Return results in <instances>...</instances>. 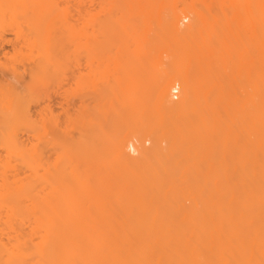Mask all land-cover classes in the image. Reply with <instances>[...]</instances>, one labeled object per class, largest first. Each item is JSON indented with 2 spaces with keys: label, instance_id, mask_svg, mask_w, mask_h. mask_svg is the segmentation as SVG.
<instances>
[{
  "label": "bare ground",
  "instance_id": "1",
  "mask_svg": "<svg viewBox=\"0 0 264 264\" xmlns=\"http://www.w3.org/2000/svg\"><path fill=\"white\" fill-rule=\"evenodd\" d=\"M166 1L0 0V264H264V216L238 259L219 246L223 230L212 236L209 225L230 224L240 213L252 224L264 202V173L254 150L264 149V129H258L264 123V0H218L225 14L239 11L240 29L246 25L240 53L218 31L211 14L216 0L203 1L205 13L169 8L174 5ZM121 3L163 24L169 37L185 39L176 55L181 63L192 55L195 77L167 74L156 88L157 100L175 111L171 127L180 123L178 142L166 148L156 140L146 145L157 120L146 117L142 102L133 106L131 91L122 99L120 79L109 85L112 74L100 62L111 47L113 9ZM164 29L135 53H145V45L161 50ZM51 84L59 88L58 106L42 97L32 111L27 97ZM173 91H180L179 101ZM139 98L147 101L143 88ZM126 111L145 119L119 116ZM116 121L126 131L130 125L129 131L138 126L149 132L136 140L125 136L129 131L116 134ZM218 148L237 152L222 159ZM194 153L208 161L217 157L222 166L232 160L235 168L230 165L229 174L223 166L222 177L205 178L185 161ZM173 154L183 167L170 162Z\"/></svg>",
  "mask_w": 264,
  "mask_h": 264
},
{
  "label": "rangeland",
  "instance_id": "2",
  "mask_svg": "<svg viewBox=\"0 0 264 264\" xmlns=\"http://www.w3.org/2000/svg\"><path fill=\"white\" fill-rule=\"evenodd\" d=\"M167 1H169L170 3H172L174 5V6H172L169 4L170 5L169 8L181 9L183 7H194L201 12H204V13L206 12V7L203 4L204 0H167ZM218 3H219V1L216 0L215 3L211 4V6H212V13L211 14L216 16V18L220 24V30L218 27V31H219V33H221L220 31H222V29H223L224 32L222 31V33H224V34L226 33V34H228V36H230L233 44H235V46L237 48V53L238 52L240 53V51H239L240 50V33L245 32L244 28L246 27V25L244 28L241 26L242 28L240 29V13H239V11L235 12V11H233L234 9H232V10L226 9L225 10L226 14H225L224 12H222L219 9ZM123 4L124 3H121L120 5H118V7H120L119 11L115 10V7L113 9V12H115L116 14H113V17H115V19L112 21V24H111V26H113V33L110 37L111 38V47L109 49H107L106 51L104 50L105 51V52H103L104 53V59H103L104 61H102L100 59L101 60L100 62H102V63L104 62L103 64L107 65V68H109V72H111V74H112V76H109V85L114 86V84H115L114 78L120 79L122 84H121L120 88H118V94L122 97V99H126L128 96V92L131 91V93L134 95V100L132 102L133 106L138 108L137 106H139L140 103L142 102L143 104H145V108L147 109L146 111H148V112H145L146 115L148 113V115L146 117L153 116L151 118L149 117L150 120H152V118L157 120V123L156 122L153 123L155 126L151 127L149 125V128H150L149 130L151 131L150 135H149L150 136L149 139L151 138L152 140H150V141L148 140L146 145L151 144L152 141L156 140L157 143L160 144V142H161L162 147L166 148V147L170 146L172 143L174 144V141H175V143L178 142V134H177L175 127L177 128L178 127L177 124H180V123L175 121L177 126L173 123L174 125H173V127H171V125H170L171 121H173V119L176 115L175 111H173L172 109H169L166 106L162 105L157 100L156 88H157L158 82L161 81L162 78L166 77L167 74L168 75H175V74H177L178 71H180V72L187 74L191 77H195L196 72L189 66V58L192 55L190 54L191 52H189L188 54H185L187 59L185 62L181 63L177 59L176 55H178L179 44L182 41H184L185 39H182V38L176 39L173 37H169L171 34L170 29L165 30L163 27L164 25L160 24V22H158L155 19L145 20V19L141 18V16H139L136 13V11L129 13L128 9H126L127 5L124 4L125 5L124 6ZM161 6H162V4L158 8H161V10H162L163 6L162 7ZM164 7H165V5H164ZM166 7H168L167 3H166ZM167 14H168L167 10L166 11L163 10L162 15L165 17V16H167ZM244 16L242 15V17H244ZM208 18L210 20H212L214 17L208 16ZM216 18H214L213 20H215ZM163 22H165V21H163ZM185 23L188 24V21L187 22L185 21ZM219 24H217V25H219ZM243 24H244V22H243ZM160 28H163L166 32V33H163L164 32V30H163L162 33L164 34V36L159 41V46H161L162 49L161 50H155L150 45H145V47L147 48V51L145 53H135V50L142 43H152L154 40H156L155 32L160 30ZM240 30H242V31H240ZM242 37L245 38L244 36H242ZM197 38H198V40H202V38L199 35L197 36ZM194 40H195L194 37L187 38V41L189 42L188 44L190 46L194 44ZM168 49H174V50L169 51ZM101 54H102V52H101ZM254 56L255 57L258 56V53L256 52ZM116 60L119 61V63L121 64V66L119 68H116ZM98 61L99 60H97L96 63H98ZM80 62H81V64H80L81 66H82V64H83V67H84V65L87 66L86 64H84L87 61L84 60L83 58L80 59ZM83 67H82V70H83ZM84 69H85V67H84ZM84 72H86V71L84 70ZM128 83H132L136 86L138 85V87L136 88V86H134V89H130L127 86ZM244 84H246V77L244 78V81L241 82L242 86ZM101 87H103V85L99 86V88H101ZM107 87L108 86L104 87L103 90L104 91L107 90ZM109 87H108V90H109ZM142 88H143V90H145V94L147 96L146 102L142 101L139 98V93L142 90ZM139 89H140V91L137 94ZM88 93H89V91L87 92V94ZM243 94H244V92L242 91V89H240V101L244 98ZM83 95H86V93L84 92ZM172 96H173L175 101H179L181 99L180 91L179 92L173 91ZM42 97L44 98V100L47 104L51 105L53 108H56L58 106V102L60 101L58 86L55 84H51V86L49 85L48 88H46L43 93H33V94L29 95L27 97V100L33 101L30 105V109L32 111H34L36 109L35 104H37L38 100L41 99ZM87 97L89 98V96H87ZM42 101L43 100H41L40 103H42ZM142 103H141V105H142ZM142 106H144V105H142ZM122 113L123 114L120 113L119 116L121 115L123 117V119L129 117V119H131V121H132L133 117L140 118V119H138L139 121H141V119H143L145 117L144 116L145 114H143L142 116H139L138 114H137L138 116H134L136 114L133 115L132 113H128L127 111L122 112ZM154 116H155V118H154ZM118 117H116V118H118ZM122 117H119V118H122ZM118 119H116V120H118ZM146 119H148V118H146ZM156 120H154V121H156ZM118 121L121 122V120H118ZM128 121H130V120H128ZM128 121H127V124H128ZM131 121H130L131 124L135 123L134 119H133L134 123H132ZM154 121H152V122H154ZM152 122H151V125H153ZM123 123H124V121H123ZM116 124H118V122ZM125 125H126V123H125ZM119 126H120L119 127L120 130L115 129L116 125L113 128V129H115L114 132L115 131L117 132L116 134H121V133H123V131H125V133H124V135H125L129 131L128 127H130V125L129 126L126 125V128L128 129L127 131L124 128V125L122 126V124H121ZM141 128L138 126H137V128H133V129L131 128V130L128 133L129 135L127 134L128 136L127 135H125V136L126 137L132 136L135 138L134 140H136L138 137L140 138L139 134L149 132V130L146 129L147 127H145V129H144V130H146L145 132H143L144 130H143V128L142 129ZM153 128H154V131L152 130ZM169 128H172V130H170ZM138 129H140L141 131L139 130L140 131L139 132ZM159 129H160V131H159ZM258 129H260V130L264 129V123L263 122L259 125ZM120 131H122V132H120ZM171 131H173V132L171 133ZM118 132H120V133H118ZM133 133H136V135L134 134L135 136H133ZM169 133H170V135H169ZM243 136H244V134L241 133L240 138H242ZM153 138H154V140H153ZM172 140H173V142H172ZM220 148H218V152L216 153V156L220 157V155H218V154H221L222 159L227 158V160H230L234 156L233 151H235V153L237 152V150H235V149H233V151H232V149H230V150L229 149L219 150ZM253 149L254 148L250 149L251 152ZM178 150L176 149L175 152ZM223 150H224L223 155L225 157H223V155L221 153ZM240 150H241V148H240ZM250 150H249V147H247L245 151H250ZM254 150H255V152H257L256 160L258 159L257 160L258 164L262 163V170L260 172H262V174H263L264 173V149L259 148V149H254ZM254 150H253V152H254ZM228 151H229V154L227 153ZM194 152H198V151L196 150ZM231 152L233 153V155H231V158H230L229 155L231 154ZM177 153H179V151ZM226 154H228L227 155L228 157L226 156ZM132 155L135 156L136 154H132ZM173 155L174 156L172 157V159L174 157L176 158V156H175L176 154H173ZM177 155H178V157H180L179 154H177ZM205 156H204V154L199 155V153H198V155H197L194 153L192 155V159L185 160V161L188 163V165L191 166V169H193V170L194 169H200L203 172V177H205V178H207V177H210V178L222 177V174H220V171H221V173L223 172V166L228 168L227 171L229 172V174L231 173L233 168H235L234 164L232 165V160L231 161H223L225 163L227 162V165L222 166L223 163L219 157L218 158L220 159L219 160L220 162H218V159L215 156H214L215 157L214 160L217 159V160H215L216 162L214 160H211L212 161L211 162V161L206 160V158H208V157H205ZM178 157L175 160L174 159L170 160L171 158L169 160L173 165L183 167V165L182 166L180 165V163H182V160L179 161ZM184 162H183V164H184ZM187 163L184 165L187 166ZM209 163H211V165ZM230 165H232L234 167L232 168V166L230 167ZM231 168H232V170H231ZM217 173H218V175H217ZM252 177L254 178L256 176H252ZM256 178H258V177H256ZM254 180H255L254 182H258V181H256L255 178H254ZM222 181H223V179L221 178L220 182H222ZM262 183H263V186L260 189L264 190V181L263 180H262ZM231 190H233V188ZM233 191L235 192L236 190H233ZM256 201H258V200H256ZM257 209H258V211H260V216L257 215V217L254 218V221L252 224L248 223V221L245 219L246 215L241 216V213L236 215L237 218L234 219L232 223L230 222V224L226 221H223L222 226H220V224L214 225L213 224L214 222L210 221L209 225L212 226V228H213V232L211 234L212 236H215L214 232L216 230H219V229L223 230V232L221 234L223 236V240L221 241V244H219V246L223 247L224 251L227 252L228 255L234 256V258H237V259L240 258V247L242 246V242H244V240H246V238H248V236L256 239V236H255L256 232L255 231H256L257 225L260 222L259 221L260 217L263 218V216H264V202H260L258 204ZM239 231H240V233H238ZM216 247H218V246H216ZM214 249L211 248V250H212V257L211 258L217 260V258H214V257H216V256H214V253H213V251H215ZM196 253H198L197 247H196ZM212 261L214 262V260H212Z\"/></svg>",
  "mask_w": 264,
  "mask_h": 264
}]
</instances>
